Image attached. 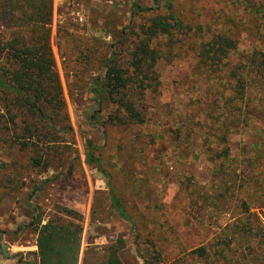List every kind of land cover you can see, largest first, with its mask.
<instances>
[{
    "label": "rangeland",
    "instance_id": "obj_1",
    "mask_svg": "<svg viewBox=\"0 0 264 264\" xmlns=\"http://www.w3.org/2000/svg\"><path fill=\"white\" fill-rule=\"evenodd\" d=\"M2 3L1 43L23 30ZM136 3L91 16L87 35L50 34L61 92L42 98L41 114L0 90V264H39L30 205L43 223L81 225L76 264H106L110 247L122 264H264V0ZM160 17L172 27L150 42L159 57L135 65ZM216 36L234 47L207 57ZM111 68L128 86L102 88L97 104L95 79ZM120 96L143 123L112 102ZM88 143L106 174L86 163Z\"/></svg>",
    "mask_w": 264,
    "mask_h": 264
},
{
    "label": "trees",
    "instance_id": "obj_2",
    "mask_svg": "<svg viewBox=\"0 0 264 264\" xmlns=\"http://www.w3.org/2000/svg\"><path fill=\"white\" fill-rule=\"evenodd\" d=\"M52 3L53 0H3L2 3L4 11L11 16L9 20L17 21L18 26L23 30L12 32L9 39L3 43L0 42V90H10L17 94L23 93L24 103L30 110L38 114H41L38 103H41L42 98L45 99L46 94L54 93L51 96L59 101L61 92V84L50 45L51 29L49 25L52 16ZM136 4L134 2L132 5ZM15 10H18L20 14H14L13 11ZM171 17L174 23L179 26V21L173 16ZM168 20L161 17L152 20L145 33L147 41L139 43L135 49L133 55L134 60H136L134 61L135 65L143 63L147 58L156 60L159 57L157 52L150 48V42L157 37L156 34L158 33L169 34L172 23ZM215 38L212 43L209 41L206 44L204 53L207 57L212 54L210 58H214V54L218 51L226 56L224 49L233 48L234 44L222 36ZM257 68L260 70L258 73L259 80L264 82V53L260 56ZM122 71L119 68H111L105 72L103 82L100 79H95L97 86L95 92L98 94L96 95L97 104H100L99 92L102 88H111L109 90L111 96L115 92L127 88L128 80L124 78ZM111 100L117 103L120 108L123 107L131 119L137 123H143L140 112L135 111L133 103L127 100L125 96L118 97L116 101ZM92 120L93 124H98L95 116ZM88 144L90 148L85 160L86 163L94 165L99 172L106 174L102 160L95 157L91 150L94 149L93 145ZM34 193L35 191L31 192L29 199L33 197ZM111 203L119 215L132 225L131 229L135 232L133 222L131 223L129 217L121 209L113 192ZM30 208L31 216L28 226L34 227L37 232L36 246L39 264H76L81 241V225L66 224L60 221V218L57 220L48 218L43 223L42 214L38 208L33 205H30ZM60 210L65 215L73 213L66 208ZM232 234V229L226 228L217 241L219 254L222 252L224 258H227V249H232L230 247L234 240ZM5 257L10 256L6 255ZM106 264H122L116 249L112 247L108 249Z\"/></svg>",
    "mask_w": 264,
    "mask_h": 264
},
{
    "label": "built area",
    "instance_id": "obj_3",
    "mask_svg": "<svg viewBox=\"0 0 264 264\" xmlns=\"http://www.w3.org/2000/svg\"><path fill=\"white\" fill-rule=\"evenodd\" d=\"M134 2L136 0H53L49 27L53 33L68 31L87 35L89 19L98 4L131 6Z\"/></svg>",
    "mask_w": 264,
    "mask_h": 264
},
{
    "label": "crops",
    "instance_id": "obj_4",
    "mask_svg": "<svg viewBox=\"0 0 264 264\" xmlns=\"http://www.w3.org/2000/svg\"><path fill=\"white\" fill-rule=\"evenodd\" d=\"M125 8H127V7H125V6H112L109 4L102 3V4H98L96 6V9L93 10V12H92V16H94L96 14L101 15V13H107L109 10L113 11L116 9L118 10V9H125ZM51 33H53V32L51 31ZM95 33H96V31H94V32L91 31V34H95ZM13 264H18V263H13Z\"/></svg>",
    "mask_w": 264,
    "mask_h": 264
}]
</instances>
